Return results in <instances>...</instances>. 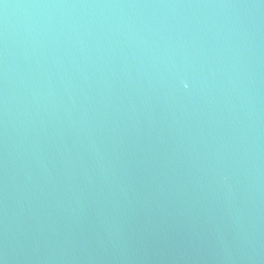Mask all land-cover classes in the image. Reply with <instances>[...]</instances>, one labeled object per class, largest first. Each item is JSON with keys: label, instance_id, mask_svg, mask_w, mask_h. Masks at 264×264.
Returning <instances> with one entry per match:
<instances>
[{"label": "water", "instance_id": "water-1", "mask_svg": "<svg viewBox=\"0 0 264 264\" xmlns=\"http://www.w3.org/2000/svg\"><path fill=\"white\" fill-rule=\"evenodd\" d=\"M0 264H264V0H0Z\"/></svg>", "mask_w": 264, "mask_h": 264}]
</instances>
